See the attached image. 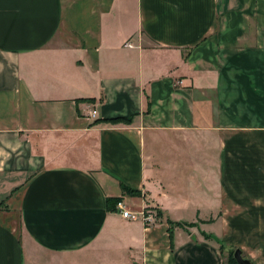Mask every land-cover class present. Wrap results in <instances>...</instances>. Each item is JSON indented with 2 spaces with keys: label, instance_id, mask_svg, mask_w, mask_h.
Instances as JSON below:
<instances>
[{
  "label": "crops",
  "instance_id": "crops-1",
  "mask_svg": "<svg viewBox=\"0 0 264 264\" xmlns=\"http://www.w3.org/2000/svg\"><path fill=\"white\" fill-rule=\"evenodd\" d=\"M236 250L264 264V0H0V264Z\"/></svg>",
  "mask_w": 264,
  "mask_h": 264
},
{
  "label": "built area",
  "instance_id": "built-area-1",
  "mask_svg": "<svg viewBox=\"0 0 264 264\" xmlns=\"http://www.w3.org/2000/svg\"><path fill=\"white\" fill-rule=\"evenodd\" d=\"M126 47H133L131 42H127L125 44ZM90 117L92 118H96L97 116V111L95 109H93L90 113H89ZM117 208L120 210L122 217L125 218L126 220L135 222V221H139L141 220L145 225H151L155 222V216L153 217V214H146L141 212L136 214L131 212L130 210H128L127 208V204L124 200H120V202L117 205Z\"/></svg>",
  "mask_w": 264,
  "mask_h": 264
},
{
  "label": "trees",
  "instance_id": "trees-1",
  "mask_svg": "<svg viewBox=\"0 0 264 264\" xmlns=\"http://www.w3.org/2000/svg\"><path fill=\"white\" fill-rule=\"evenodd\" d=\"M90 101H93V100H90ZM111 122L113 123H119V122H127V123H131V118H119V119H116V120H111ZM123 191L125 193H127L128 195H131V196H140V192H138L137 190H133V189H130L129 187L127 186H123ZM121 199H117V198H109L107 199V209L108 211H117L116 209V206L118 205V203L120 202ZM171 223V226L174 227L175 225L176 226H181V227H184L186 225L184 224H174L172 222ZM193 225L191 224L189 227H192ZM234 252H231V254L229 255V258H228V263L229 264H238L237 261L235 260L234 258Z\"/></svg>",
  "mask_w": 264,
  "mask_h": 264
},
{
  "label": "water",
  "instance_id": "water-1",
  "mask_svg": "<svg viewBox=\"0 0 264 264\" xmlns=\"http://www.w3.org/2000/svg\"><path fill=\"white\" fill-rule=\"evenodd\" d=\"M234 258L238 264H252L249 260L243 258L242 252L240 250L235 251Z\"/></svg>",
  "mask_w": 264,
  "mask_h": 264
},
{
  "label": "rangeland",
  "instance_id": "rangeland-1",
  "mask_svg": "<svg viewBox=\"0 0 264 264\" xmlns=\"http://www.w3.org/2000/svg\"><path fill=\"white\" fill-rule=\"evenodd\" d=\"M116 209H117V211L120 212V210L117 208V206H116ZM127 209L130 210L131 212H133L132 209H131L130 207H128ZM120 213H121V212H120ZM133 213H136V214L140 213V214H141V212H133ZM121 215H122V214H121ZM155 215L157 216V214H155ZM135 222H136V221H135Z\"/></svg>",
  "mask_w": 264,
  "mask_h": 264
}]
</instances>
